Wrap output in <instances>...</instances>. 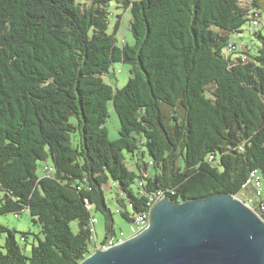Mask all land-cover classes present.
Instances as JSON below:
<instances>
[{
	"label": "trees",
	"instance_id": "16d2710c",
	"mask_svg": "<svg viewBox=\"0 0 264 264\" xmlns=\"http://www.w3.org/2000/svg\"><path fill=\"white\" fill-rule=\"evenodd\" d=\"M114 2L133 45L119 42L120 21L110 32ZM261 11L264 0H0V217L29 212L42 236L27 256L0 223V264L82 263L93 212L102 244L115 237L110 184L130 224L150 222L159 198L241 194L264 221ZM250 23L259 44L238 47ZM117 63L130 67L122 89L105 82Z\"/></svg>",
	"mask_w": 264,
	"mask_h": 264
},
{
	"label": "water",
	"instance_id": "95a60500",
	"mask_svg": "<svg viewBox=\"0 0 264 264\" xmlns=\"http://www.w3.org/2000/svg\"><path fill=\"white\" fill-rule=\"evenodd\" d=\"M150 225L137 238L80 264H264V221L235 197L162 200Z\"/></svg>",
	"mask_w": 264,
	"mask_h": 264
},
{
	"label": "rangeland",
	"instance_id": "374dc122",
	"mask_svg": "<svg viewBox=\"0 0 264 264\" xmlns=\"http://www.w3.org/2000/svg\"><path fill=\"white\" fill-rule=\"evenodd\" d=\"M79 1H84V0H79ZM110 11L112 12L113 15L110 22L111 23L110 32L114 28L116 22L120 21L121 25L118 32L119 42L133 45L134 39L129 30L130 12L125 11L122 8L118 9L117 4L115 2L111 4ZM261 15H262L261 19L264 21V11H261ZM117 16H122V19L118 20ZM250 31H252L251 33L254 32V28L252 27L251 23L244 27V32L242 34L233 38L236 41L238 47L248 45L249 47L252 48L253 45L259 44V42L255 39V37H251ZM129 79H130V67L122 63H117L114 64L110 73L105 77V82L111 85L114 89H122L128 83ZM105 127L108 130L109 139L111 141H115L119 138L120 124L117 114L112 106H110L109 108V118L107 119V123ZM51 165H52L51 160H48L47 162L41 163V168L43 169ZM129 167L132 168L131 165ZM42 172L43 171L41 170L40 174H42ZM111 188H112V184L106 186L105 191H106L107 204L114 212V220H115L114 239L129 240L130 238L133 237L136 226L134 224L128 223L122 218L121 214L119 213L120 210L119 205H117L116 203V198L120 191L117 187H114L112 189ZM260 192L263 195L262 198H264V179ZM243 198L245 197L244 195L241 194L239 197H236L235 199L238 201H243L242 200ZM93 215L97 218V224H95L94 226L95 233L93 234L92 244L90 246V255H88V258L97 252L98 247L101 246L105 238V219L100 214H96L93 212ZM0 223L9 226L11 229L16 230L17 232L16 239L18 243L24 250V253L27 256H30L32 242H35L37 244L38 242L36 240V236L40 235V227L32 223L30 213L25 212L24 214L18 217H16L13 214L2 216L0 217ZM150 228L151 225L149 226L148 229ZM25 233H30L27 241H25L23 238V234Z\"/></svg>",
	"mask_w": 264,
	"mask_h": 264
},
{
	"label": "built area",
	"instance_id": "2783aa9c",
	"mask_svg": "<svg viewBox=\"0 0 264 264\" xmlns=\"http://www.w3.org/2000/svg\"><path fill=\"white\" fill-rule=\"evenodd\" d=\"M254 25L258 26V23L254 22ZM249 184H253L257 190L260 188L261 180L258 177L257 173L253 172L251 174L250 179L248 180L246 185H249ZM246 185L244 187H246ZM162 200L163 199L159 198L156 201L160 202ZM93 222H94V224H97V220L96 219H94ZM134 225L136 226V229L134 230L133 237L130 238V239L137 238L138 236L142 235L145 231H147L149 226H150V222H144L143 215H141V216H138L136 218V220L134 222ZM129 240H123V239L115 240L114 238H111L105 244H101V246L98 247L97 252H99V253L100 252H106V251H108V250H110V249H112L114 247L121 246V245L125 244Z\"/></svg>",
	"mask_w": 264,
	"mask_h": 264
},
{
	"label": "bare ground",
	"instance_id": "6f19581e",
	"mask_svg": "<svg viewBox=\"0 0 264 264\" xmlns=\"http://www.w3.org/2000/svg\"><path fill=\"white\" fill-rule=\"evenodd\" d=\"M145 222V221H144Z\"/></svg>",
	"mask_w": 264,
	"mask_h": 264
}]
</instances>
